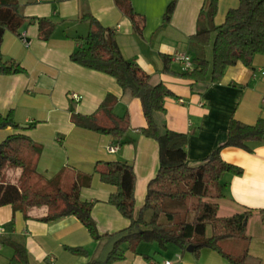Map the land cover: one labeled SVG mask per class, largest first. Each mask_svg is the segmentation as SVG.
Here are the masks:
<instances>
[{
    "label": "crops",
    "instance_id": "obj_1",
    "mask_svg": "<svg viewBox=\"0 0 264 264\" xmlns=\"http://www.w3.org/2000/svg\"><path fill=\"white\" fill-rule=\"evenodd\" d=\"M18 1L28 22L19 35L5 34L2 52L5 59L19 62L26 72L0 74V113L12 112L19 125L0 129V143L13 134L29 135L42 149L38 157L31 158L45 185L59 176L61 186L70 189L79 174L91 175V185L82 187L80 196L93 203L92 215L102 235L125 230L131 221L110 202L116 187L101 180L97 164L123 161L134 167L138 215L145 204L149 183L159 171L160 148L155 139L142 133L147 121L141 100L124 93L113 76L71 59L78 49V38L89 31V24L80 21L85 12L104 26L116 29L123 56L173 92L165 100L166 123L170 129L187 134L191 165L201 163L225 143L233 118L250 125L264 118V53L256 54L251 66L238 62L227 67L219 83L194 88L193 81L181 75L185 66L173 57L186 53L194 59L200 54L201 49L192 45L191 36L211 26L204 15L206 0H131L135 11L146 19L141 33L136 32L133 22L115 0ZM172 1L175 7L170 19H166ZM239 4L240 0H219L214 24H222L228 11ZM34 18H50L56 23L50 40L40 39L38 23L32 22ZM214 40L215 32L204 49L211 63ZM163 55L171 57L169 71H165ZM108 95L118 99L114 113L130 117L129 130L121 141L72 121L74 112L84 115L96 112ZM248 144L250 150L240 147L222 150V158L242 167L243 174L227 173L223 177V196L215 199L218 215L247 214V238L225 239L221 247L236 258L247 255L246 264H264V141ZM113 146L119 148L111 152ZM20 175V169L10 172L13 182ZM49 213L48 207L35 208L31 217L26 218L24 212L15 211L12 205L0 206V264H9L14 254L10 244L2 243L9 236L25 243L30 264H89L99 259L108 240H95L75 216L42 220ZM13 218L14 228L8 232L6 225ZM79 247L87 254L71 250ZM137 249L135 252L128 243L123 244L121 251L125 252V258L113 264H150L143 257L146 253ZM167 260L172 264H233L211 248L184 252L175 245L168 246L162 262L157 264H165Z\"/></svg>",
    "mask_w": 264,
    "mask_h": 264
},
{
    "label": "trees",
    "instance_id": "obj_2",
    "mask_svg": "<svg viewBox=\"0 0 264 264\" xmlns=\"http://www.w3.org/2000/svg\"><path fill=\"white\" fill-rule=\"evenodd\" d=\"M117 6L133 22L136 32L141 33L146 23L144 16L138 14L131 0H115ZM172 1L166 19L174 10ZM206 13L211 26L191 36V43L201 49L192 59L194 68L181 75L193 82L191 86H207L222 81L227 67L238 62L251 66L256 54L264 53V0H240L236 8L228 11L225 21L215 25L219 10V0H206ZM39 26V37L48 41L54 34L56 23L50 18H34ZM80 21L89 24V31L78 38V49L71 59L89 69L107 73L116 78L124 93L139 98L147 121L142 133L155 139L160 148V167L156 177L151 180L143 208L136 214V173L134 167L123 161H102L96 171L101 180L116 187L110 202L121 214L131 221L130 226L114 234H100L93 218V203L80 196L81 188L91 185L92 176L79 174L70 189L60 184V177L48 182L44 188H35L34 181L39 178L32 156L41 154V147L26 134H13L0 143V206L12 205L14 210L24 212L26 218L35 208L48 207L50 213L42 218L52 221L67 216L77 217L90 231L95 240H109L124 232L140 228L138 234H130L118 242L107 262L93 259L89 264H113L125 258L121 246L129 244L137 251L141 242L157 243L161 250L175 245L184 252L190 245L197 251L211 248L218 251L233 264H246L247 255L241 258L226 253L221 241L231 238H247L245 218L247 214L220 217L215 199L223 196V177L227 173L241 175L243 168L222 158L225 147H240L250 150L249 142L264 141V118L250 125L233 118L229 125L225 143L219 145L207 158L197 165H191L187 154L188 136L170 129L166 123L165 100L173 92L162 82H155L153 76L145 72L137 63L126 59L117 41V31L104 26L94 15L85 12ZM28 18L23 14L18 0H0V74L25 73L26 69L17 61L5 59L2 43L7 32L20 34ZM215 32L212 63L206 58L204 49L210 44ZM165 71L170 70L171 57L164 56ZM118 99L108 95L100 107L90 115L73 113L72 121L79 127L109 135L121 141L130 127V117L117 116L114 106ZM18 128L12 112L0 113V129ZM21 170V175L13 182L10 172ZM197 198L192 209L189 202ZM150 214V217H148ZM13 218L6 230L14 228ZM211 227V234L208 228ZM10 244L14 254L9 264H30L25 243L10 236L2 240ZM77 254L86 255L84 248H72ZM150 264H156L154 257L144 255Z\"/></svg>",
    "mask_w": 264,
    "mask_h": 264
},
{
    "label": "rangeland",
    "instance_id": "obj_3",
    "mask_svg": "<svg viewBox=\"0 0 264 264\" xmlns=\"http://www.w3.org/2000/svg\"><path fill=\"white\" fill-rule=\"evenodd\" d=\"M33 181H34V187L35 188H44L46 186L45 183L43 182V180L40 179V178H36ZM198 202L199 201H198L197 198H193L189 202L188 208L192 209L193 206H196ZM208 234H211V227L208 228ZM138 247H139V251L146 253V254H143V257H144V255H150V254H147V253L151 252L150 256L153 255L152 257H154V259L157 260V261L155 260L156 264L158 262H162L163 257L165 256V252L167 250V249L166 250H161L157 243H150V242H145V241L141 242ZM155 250L157 252H155ZM144 259H145V257H144Z\"/></svg>",
    "mask_w": 264,
    "mask_h": 264
},
{
    "label": "water",
    "instance_id": "obj_4",
    "mask_svg": "<svg viewBox=\"0 0 264 264\" xmlns=\"http://www.w3.org/2000/svg\"><path fill=\"white\" fill-rule=\"evenodd\" d=\"M244 225H246V222L244 223ZM141 232V229L140 228H135L131 233L132 234H138ZM130 232H124L122 234H119L111 239H109L99 257V260L101 262H107L108 259H109V256L111 255V253L114 251L115 249V246L118 242H120L121 240H123L124 238L128 237L130 234ZM197 248L196 245H190L188 248H187V251L189 252H194V250Z\"/></svg>",
    "mask_w": 264,
    "mask_h": 264
},
{
    "label": "built area",
    "instance_id": "obj_5",
    "mask_svg": "<svg viewBox=\"0 0 264 264\" xmlns=\"http://www.w3.org/2000/svg\"><path fill=\"white\" fill-rule=\"evenodd\" d=\"M174 60L182 62L185 66V70H192L194 68L192 57L186 53H178L174 57ZM119 146L110 147L111 152H115ZM165 264H172L171 261L167 260Z\"/></svg>",
    "mask_w": 264,
    "mask_h": 264
}]
</instances>
